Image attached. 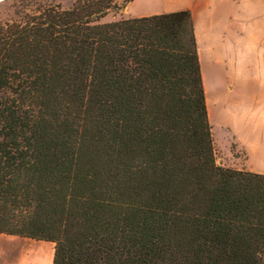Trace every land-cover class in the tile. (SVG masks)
<instances>
[{
  "label": "trees",
  "instance_id": "trees-1",
  "mask_svg": "<svg viewBox=\"0 0 264 264\" xmlns=\"http://www.w3.org/2000/svg\"><path fill=\"white\" fill-rule=\"evenodd\" d=\"M113 1L0 24V233L53 264H264V176L215 164L190 12Z\"/></svg>",
  "mask_w": 264,
  "mask_h": 264
},
{
  "label": "crops",
  "instance_id": "crops-1",
  "mask_svg": "<svg viewBox=\"0 0 264 264\" xmlns=\"http://www.w3.org/2000/svg\"><path fill=\"white\" fill-rule=\"evenodd\" d=\"M123 11L126 19L190 12L208 120L238 153L234 170L264 176V0H129ZM54 248L0 233V264H53Z\"/></svg>",
  "mask_w": 264,
  "mask_h": 264
},
{
  "label": "rangeland",
  "instance_id": "rangeland-1",
  "mask_svg": "<svg viewBox=\"0 0 264 264\" xmlns=\"http://www.w3.org/2000/svg\"><path fill=\"white\" fill-rule=\"evenodd\" d=\"M75 1L77 0H32V2L38 3V5H60L62 8H69ZM129 0H116L113 1V4L119 8H125L126 3ZM28 3V0H6L0 4V24L10 21L12 19L19 18L21 13L23 12L24 5ZM123 9H112L108 16L103 20V22L116 21L124 18ZM213 104L217 109L218 116L221 115V101L220 98L214 97L212 100ZM210 123V119L208 120ZM211 131H212V141L214 148V160L217 167L225 168L227 170H234L237 167L238 161V153L233 152V147L231 141L223 135L221 126L222 124H212L210 123Z\"/></svg>",
  "mask_w": 264,
  "mask_h": 264
}]
</instances>
